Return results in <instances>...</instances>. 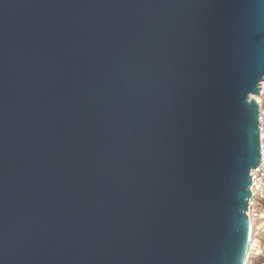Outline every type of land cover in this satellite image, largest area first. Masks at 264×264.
<instances>
[{
    "label": "water",
    "instance_id": "1",
    "mask_svg": "<svg viewBox=\"0 0 264 264\" xmlns=\"http://www.w3.org/2000/svg\"><path fill=\"white\" fill-rule=\"evenodd\" d=\"M264 0H0V264H243Z\"/></svg>",
    "mask_w": 264,
    "mask_h": 264
},
{
    "label": "built area",
    "instance_id": "2",
    "mask_svg": "<svg viewBox=\"0 0 264 264\" xmlns=\"http://www.w3.org/2000/svg\"><path fill=\"white\" fill-rule=\"evenodd\" d=\"M258 105L257 127L259 131L258 165L250 171L251 197L247 200L246 216L249 222V239L243 264H256L264 254V81L260 83L258 96H251ZM259 264H264L261 260Z\"/></svg>",
    "mask_w": 264,
    "mask_h": 264
},
{
    "label": "rangeland",
    "instance_id": "3",
    "mask_svg": "<svg viewBox=\"0 0 264 264\" xmlns=\"http://www.w3.org/2000/svg\"><path fill=\"white\" fill-rule=\"evenodd\" d=\"M263 244H264V238H263ZM261 260H264V254H263V257H261L260 259H258L257 261H256V264H259V262L261 261Z\"/></svg>",
    "mask_w": 264,
    "mask_h": 264
}]
</instances>
